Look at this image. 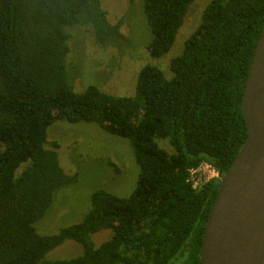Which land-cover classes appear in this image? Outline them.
Masks as SVG:
<instances>
[{
	"label": "trees",
	"instance_id": "trees-1",
	"mask_svg": "<svg viewBox=\"0 0 264 264\" xmlns=\"http://www.w3.org/2000/svg\"><path fill=\"white\" fill-rule=\"evenodd\" d=\"M192 2L143 0L150 56L171 48ZM121 24L101 0H0V264H200L219 180L194 188L189 170L205 161L226 171L245 140L240 101L264 0H210L169 78L145 64L133 95L92 84L76 91L65 64L71 29L86 27L107 45L124 39ZM60 120L95 122L127 139L138 174L128 195L95 190L80 221L41 234L36 224L55 190L77 178L59 164L58 143L46 147L47 127ZM165 138L171 153L158 143ZM102 229L111 234L95 246ZM67 239L79 254L45 258Z\"/></svg>",
	"mask_w": 264,
	"mask_h": 264
},
{
	"label": "rangeland",
	"instance_id": "rangeland-1",
	"mask_svg": "<svg viewBox=\"0 0 264 264\" xmlns=\"http://www.w3.org/2000/svg\"><path fill=\"white\" fill-rule=\"evenodd\" d=\"M209 1L193 0L171 48L160 57H152L147 50L151 33L143 0H101L109 21H122L120 31L124 39H115L114 43L111 39L110 44L103 45L94 40L88 28L71 29L70 52L65 64L73 88L82 91L92 84L112 95H133L137 74L145 64L159 67L169 78L171 58L181 52ZM52 142L59 145L57 152L63 170L67 174L75 173L77 178L74 183L55 190L50 207L36 224L39 233L53 234L61 227L80 221L91 206L90 194L95 190L102 188L126 196L134 187L138 165L127 139L105 131L95 122L60 120L47 127L46 147L50 148ZM158 143L167 152H173L167 138ZM110 234V229L94 233V245L98 246ZM80 252V244L67 239L50 250L45 258H70Z\"/></svg>",
	"mask_w": 264,
	"mask_h": 264
},
{
	"label": "water",
	"instance_id": "water-1",
	"mask_svg": "<svg viewBox=\"0 0 264 264\" xmlns=\"http://www.w3.org/2000/svg\"><path fill=\"white\" fill-rule=\"evenodd\" d=\"M246 137L217 192L200 245V264H264V26L240 101Z\"/></svg>",
	"mask_w": 264,
	"mask_h": 264
},
{
	"label": "built area",
	"instance_id": "built-area-1",
	"mask_svg": "<svg viewBox=\"0 0 264 264\" xmlns=\"http://www.w3.org/2000/svg\"><path fill=\"white\" fill-rule=\"evenodd\" d=\"M216 173L211 164L203 161L198 167L189 170V179L194 188H199L203 183L215 177Z\"/></svg>",
	"mask_w": 264,
	"mask_h": 264
}]
</instances>
